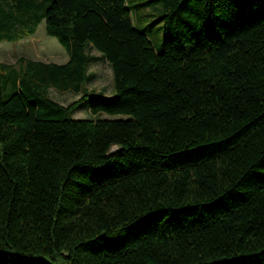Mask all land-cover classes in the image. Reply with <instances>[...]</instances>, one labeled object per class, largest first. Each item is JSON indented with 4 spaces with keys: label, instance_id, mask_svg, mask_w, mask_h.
I'll return each mask as SVG.
<instances>
[{
    "label": "trees",
    "instance_id": "obj_1",
    "mask_svg": "<svg viewBox=\"0 0 264 264\" xmlns=\"http://www.w3.org/2000/svg\"><path fill=\"white\" fill-rule=\"evenodd\" d=\"M161 2L156 51L125 0H0V41L44 20L68 56L9 95L0 61V264H264V0Z\"/></svg>",
    "mask_w": 264,
    "mask_h": 264
},
{
    "label": "rangeland",
    "instance_id": "obj_2",
    "mask_svg": "<svg viewBox=\"0 0 264 264\" xmlns=\"http://www.w3.org/2000/svg\"><path fill=\"white\" fill-rule=\"evenodd\" d=\"M130 9L131 19L135 28L143 32L150 41L153 49L159 51L162 46V2L161 0H125ZM91 51V50H90ZM61 53L67 57V53L58 43L57 39L48 35L45 31V21L42 20L36 31L27 37L16 41H0V61L3 63L1 68V80L5 95L14 92L13 79L15 70L20 67L17 60L20 57L32 60L56 62L54 57ZM96 59L88 65V71L92 77L86 84L89 89L101 92L105 97L114 93L112 85V75L110 67L102 57L95 56ZM56 62V63H60ZM63 62V60H62ZM61 62V63H62ZM49 95L61 104H66L75 99L79 93L71 90L60 91L57 88L50 87ZM89 102H83L72 112L74 118L95 119L111 118L116 115H109L104 112L93 114L89 110ZM113 147H111V150Z\"/></svg>",
    "mask_w": 264,
    "mask_h": 264
},
{
    "label": "crops",
    "instance_id": "obj_3",
    "mask_svg": "<svg viewBox=\"0 0 264 264\" xmlns=\"http://www.w3.org/2000/svg\"><path fill=\"white\" fill-rule=\"evenodd\" d=\"M90 53H91L93 56L100 57L99 53H98L96 50H94V49H91ZM55 58L57 59L56 62H59V61L62 62V60H63L62 63H61V62L58 63V64H63V63H65V62L67 61L68 56H67V57H64L61 53H59L56 57H54V59H55ZM56 59H55V60H56ZM46 62H50V61H46ZM56 62H55V63H56Z\"/></svg>",
    "mask_w": 264,
    "mask_h": 264
}]
</instances>
